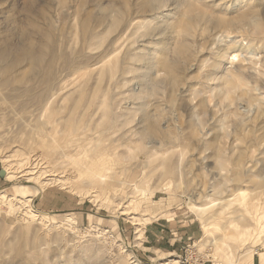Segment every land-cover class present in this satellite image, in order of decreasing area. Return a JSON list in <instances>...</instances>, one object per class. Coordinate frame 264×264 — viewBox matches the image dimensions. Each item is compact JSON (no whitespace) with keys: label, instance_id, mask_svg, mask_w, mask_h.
<instances>
[{"label":"rangeland","instance_id":"374dc122","mask_svg":"<svg viewBox=\"0 0 264 264\" xmlns=\"http://www.w3.org/2000/svg\"><path fill=\"white\" fill-rule=\"evenodd\" d=\"M0 264H264V0H0Z\"/></svg>","mask_w":264,"mask_h":264},{"label":"bare ground","instance_id":"6f19581e","mask_svg":"<svg viewBox=\"0 0 264 264\" xmlns=\"http://www.w3.org/2000/svg\"><path fill=\"white\" fill-rule=\"evenodd\" d=\"M30 53V52H29ZM32 57V56H31ZM45 165V164H44ZM39 172V171H38ZM5 173V172H4ZM49 173V172H48ZM7 174V173H6ZM28 174V173H27ZM53 175V174H52ZM9 176V175H8ZM10 177V176H9ZM58 178V177H57ZM60 179V178H59ZM45 183V182H44ZM47 184V183H46ZM41 186L39 187V186H36V187H34V197L35 196H37V195H39L40 194V192H41ZM33 214V213H32ZM38 217V216H37ZM36 218V217H35Z\"/></svg>","mask_w":264,"mask_h":264},{"label":"crops","instance_id":"0c3cea01","mask_svg":"<svg viewBox=\"0 0 264 264\" xmlns=\"http://www.w3.org/2000/svg\"><path fill=\"white\" fill-rule=\"evenodd\" d=\"M47 197L45 196V198H43V197H41V200H43L44 199V201H45V199H46Z\"/></svg>","mask_w":264,"mask_h":264}]
</instances>
